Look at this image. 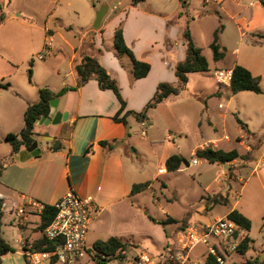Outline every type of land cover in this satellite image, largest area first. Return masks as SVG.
I'll return each instance as SVG.
<instances>
[{"label":"crops","instance_id":"1","mask_svg":"<svg viewBox=\"0 0 264 264\" xmlns=\"http://www.w3.org/2000/svg\"><path fill=\"white\" fill-rule=\"evenodd\" d=\"M204 1V5L218 7L222 15L218 10H214L216 14H220L222 19L225 17L230 23L223 26L220 35V43L225 49V56L217 62L219 65L214 70V83L207 85L202 79L205 77H198L205 75L210 70L189 75L187 88L193 87L195 94L202 97H199V100L207 101L205 108L201 110V118H198L196 123L199 129L207 127L214 132L207 143L195 146L192 152L193 156L197 149L206 146L225 151L233 149L239 151L237 146L233 148L234 146L224 145L225 141L231 143L232 139L226 132L221 134L218 128V117L225 118L228 109L226 106L219 108L222 104H219L218 108L210 107L209 102L217 98H227L230 103L239 94H245V92L234 94L231 91V85L219 84L215 78V71L221 69L233 71L236 65H241L248 69L253 76L260 77L261 88L264 84V4L262 1ZM145 2L138 6H132L130 3L114 17L115 22L109 28L106 27L112 19L108 20L110 15L104 18L101 24L103 27L99 31L92 27L96 9H93L89 14L90 19L86 26H78L81 31L77 34L73 31L74 27L66 25L63 19H56L62 22L61 26L66 31L47 29L43 48L41 51L40 48L36 51V56H34V50L37 48L34 45L22 53L21 61L32 56L39 60V63L30 64L34 67L33 74L36 70L38 73V80L30 85H25L23 81L16 79L19 72L18 65L21 62L18 64L10 58L6 59L4 56H0V85H8V88H0V161H5L11 156L12 148L5 138L8 134L19 133L23 129L25 111L29 104L38 101L40 88L48 87L54 93H58L65 87L76 86L77 76L74 67L83 54L97 57L100 64L118 81L122 97L126 102L124 113L127 111L141 112L152 99L161 82L178 84L176 65L186 56L183 33L187 26V18L191 14L190 10L188 9V16H185L184 19L181 15L183 9L180 0L179 7L171 14L146 8L143 5ZM192 2L193 0L188 1L189 8ZM120 5L119 3L118 6ZM108 7L109 12L117 9V6L110 7L108 5ZM121 23L125 42L134 52L136 59L151 66L149 74L144 78L135 79L130 59L128 57L119 59L116 53L114 34ZM220 24L221 22H216L211 31H194L193 25H189L195 45L202 49L204 56L206 55L209 69L208 54H211L213 59L210 44L213 41L214 32ZM51 54L54 55V61L48 63L46 56ZM64 59L67 63L66 69L62 65ZM262 90L261 94H264V89L262 88ZM230 92L234 94V97L229 96ZM180 95L169 97L161 104L169 102H173V104L182 102L183 104L185 99H178L179 101L176 99L181 98ZM57 99L59 100L57 111L66 113L67 120L61 121L57 125L36 124L35 140L39 141L41 154L38 156L28 154L22 160L20 154L25 152L26 148L22 149L13 156V161L6 164L2 174L0 185V199L4 212L2 233L14 249L13 252L2 257V264H28L23 254L22 240L33 246L44 236V231L40 230L42 213L27 210L23 216H18V208L33 201L44 205H54L69 191H74L82 197H92L99 206V213L93 220L88 235V244L91 249L97 242L106 241L110 237L116 236L132 243L147 239L150 245L159 252V256L162 255L170 242L168 235L172 236V233H176L177 224L170 225V230L166 231L159 224L160 221L152 222L149 213H143L140 209L144 206V202H141L140 198L145 191L156 189L155 181L161 176L166 173H174L168 172L165 168L166 160L174 154L165 153L167 147L164 143L158 140L154 141L148 134L146 137H142L140 134L142 127L135 117L129 116L127 125L114 121L113 117L121 107L120 101L112 90H101L95 79H91L78 90L66 92ZM160 105L149 110L147 124L154 126L155 121H150L151 113L156 112ZM240 108L241 106L238 107V109ZM237 118L246 124L248 131L240 126ZM235 119L244 131V134L236 137L237 145L242 146L247 153L249 152L246 151L247 149L264 145V135L260 136V134L251 131L249 125L240 117L235 116ZM247 119L250 120L248 117ZM136 123H139L140 128L136 127ZM44 127L45 133L41 132L43 131L41 128ZM46 135L53 137V141L43 140ZM225 136H228L229 139H225ZM153 137H155L154 134ZM172 137V134L169 133L167 140H172ZM55 141H59L57 149H54ZM102 141L113 143L114 148L108 150L101 145ZM212 142H215V146L207 145ZM147 143L152 148V153L157 161V170L149 173V176L153 175L152 180H148L149 176L146 177L140 172L136 158L139 154L137 148L145 147ZM130 147H133L132 152L129 151ZM177 148L179 149L177 154L184 157L180 152V144ZM245 152L239 154L246 155ZM256 158L254 150L251 160L238 159L250 161V163L256 162L254 168L256 170L262 165L261 161ZM238 159L226 165L234 164L238 162ZM230 175L231 173L228 176V171H225L216 178V181L224 186H229L230 178L233 177ZM222 176H225L224 180H221ZM147 181L151 183L148 189L135 195L131 194L135 184ZM161 185L164 186V183ZM138 199L139 205L136 203ZM200 201H203V196ZM209 206L199 205L194 212H187L183 218H172L185 221L188 225L206 224L217 218H222L209 219ZM233 210L235 207L223 217H228ZM9 215H14L12 221L9 220L10 218L8 219ZM6 228L13 230L12 236L18 239V247L15 248L7 238ZM251 232L252 226L250 231L239 233L237 237L239 242L245 236H249L252 242L245 255L239 252L232 255L238 258L233 264H245L247 260L261 259L264 244H261L260 249L253 248L255 240L251 236ZM197 248L193 250L192 258L197 264H205L207 257L203 251L197 250ZM141 251L144 250L142 249L138 253ZM19 258H23L25 263H20ZM201 259L204 261L202 262ZM46 262L48 264L62 263L52 260L44 261L42 264H46ZM85 264H92V262L88 260Z\"/></svg>","mask_w":264,"mask_h":264},{"label":"rangeland","instance_id":"2","mask_svg":"<svg viewBox=\"0 0 264 264\" xmlns=\"http://www.w3.org/2000/svg\"><path fill=\"white\" fill-rule=\"evenodd\" d=\"M131 1L0 0V56H4L6 59L10 58V60H14L18 64L21 62L18 65L19 72L16 75V79H20L25 85H30V83L38 80L37 70L33 74L34 67L30 64L34 62L39 63V60L32 56L21 61L22 53L34 45L37 48L34 50V56H36V51L39 48L41 51L43 48L44 40L47 36L45 31L47 29L66 31L61 26L62 22L57 21L58 19H63L66 25L74 27L73 31L77 34L81 31L78 26H86L88 24L90 19L89 14L92 13L93 9H96L97 12L102 5L117 6V9L108 11L106 15V17L110 15L108 20H113L109 21L110 23L106 27L109 28L115 22L114 17L126 8ZM119 3L121 4L120 6H118ZM204 4V0H193L192 5L188 8L191 16L189 15V18H187L186 24L188 26L192 24L194 31H211L216 22H221L220 25L223 26L230 23L225 17L223 19L220 17L222 12L218 7ZM143 5L158 12L171 14L179 7V0H146ZM214 10H218L221 15L216 14ZM96 12L94 16H96ZM183 17L185 19V15ZM102 27L101 25L96 30L99 31ZM208 56L210 72L198 77H205L202 79L207 85H212L214 83V70L219 64L212 59L211 54H208ZM46 59L48 63H53L54 55L46 56ZM62 65L66 69L67 63L65 59ZM29 68L32 70L31 80ZM262 88L264 89V84ZM229 96L234 97V94L230 92ZM179 97L181 98L176 99H185L183 104L182 102L161 104L156 112L151 113L152 118H150V121L154 120L155 124L154 126L147 124L145 130L154 141L158 140L164 143L165 147H167L165 153L171 155L177 154L179 152L177 146L180 144V152L189 161L190 165H184L178 172L166 173L156 180V189L147 190L142 194L140 200L144 202V206L140 209L143 213H149L152 222H161L168 217L183 218L187 212H194L199 205L204 204L209 206L205 200L200 201L202 196L207 197V195L222 194L228 198V203L226 205L219 203L209 206V219L223 217L235 207V209L243 212L251 220V236L255 240L253 248L260 249L261 244H264V145H260L255 149L256 160L261 161L260 163L262 164L256 170L254 169L256 162L250 163V161L240 159L229 166L226 164L209 163L199 158H197L198 163L193 164V149L197 144L207 143V140L213 136L214 132L211 128L207 127L199 129L196 123L197 119L201 118V110L205 108L207 101L199 100L201 96L195 94L193 87L184 90ZM228 100L227 98H217L209 102V106L215 108H218L219 104L226 106L228 109L227 116L225 118L218 117L217 119L219 131L221 134L222 132H226L232 139L231 143L225 141L224 145L234 146L233 148L237 146L238 152L243 154L245 152L243 147L237 145L235 140L236 137L244 134V131L238 125L235 116L240 117L247 123L251 131L260 134V136L264 135V94L258 95L245 92V94H239L230 103ZM239 106H241L240 109H238ZM136 124L138 125L139 123ZM137 125L136 127L140 128ZM37 129L40 130V128ZM41 129H43L41 132L45 133V127ZM169 133L173 136V139L170 141L167 140ZM153 134L155 137H153ZM132 149L133 147H130L129 151L132 152ZM252 149L253 147L246 151H251ZM137 150L139 152L136 156L139 170L144 176L148 177L150 172L157 170L155 155L152 153L149 143L145 147L137 148ZM225 171H228V176L230 173L233 175L230 178L229 186H224L222 183L220 184L216 181V178ZM152 177L153 175H150L148 180H152ZM222 177L221 180H224L225 176ZM163 183L164 186L161 185ZM136 203L137 205L140 204L139 199ZM9 216L8 219L10 218L9 220L12 221L14 215ZM172 227L174 228V226ZM163 228L167 231L168 229L170 230L171 226L165 225ZM12 233V229L6 228V236L16 248L18 247V239L14 238ZM174 236L175 233H172V237H168L169 240L174 239ZM132 245L133 247L127 252L126 259L120 264H134L135 256L142 249L155 257H159V252L150 245L147 239H142L137 243H132ZM197 250L203 251L207 259L210 257L207 255V248L205 246L200 245ZM235 259L238 258L230 256L226 259L225 264H233L236 261ZM18 261L25 263L23 258H19ZM201 261L203 262L204 259H201ZM46 264L48 263L46 262Z\"/></svg>","mask_w":264,"mask_h":264},{"label":"trees","instance_id":"3","mask_svg":"<svg viewBox=\"0 0 264 264\" xmlns=\"http://www.w3.org/2000/svg\"><path fill=\"white\" fill-rule=\"evenodd\" d=\"M146 0H132V6H138L139 4L145 2ZM188 1L189 0H180L182 5L181 15L188 16ZM264 4V0H261ZM69 30L72 28H68ZM223 31V25H220L214 32L213 41L210 44V48L213 53V60L218 62L222 60L225 56V49L222 47L220 43V35ZM183 41L186 46V56L185 59L179 62L176 65V76L178 78V84L174 85L168 82H161L157 90L152 97V99L148 102L146 107L141 112L136 111H127L124 113L126 108V102L122 97L121 89L118 84V81L113 78L108 71L100 64L97 57L83 54L81 55L78 62H76L74 70L77 76V84L74 87H65L60 92L54 93L48 87H42L39 89V98L36 103L29 104L25 114H24V127L19 133H10L6 136L5 141L11 146L12 152L11 156L5 160L0 161V185H1V177L3 171L6 167V164L10 161H13V156L18 154L22 149L27 148L32 145L35 141V126L36 122L39 121L42 117L48 116L50 113V101L55 98H60L66 92L70 90H78L85 84H87L91 79H95L98 81L99 88L101 90H112L120 101L121 107L118 113L113 117V120L116 122H121L125 125L128 124L127 118L129 116H133L139 122L148 121V112L149 110L156 108L158 105L163 103L166 99L172 96L180 95L184 90H186L189 75L192 73H203L208 72L209 62L207 58L204 56L201 48L197 47L192 38L190 28L187 25L185 27L183 33ZM114 47L119 59L123 57H128L132 63V73L135 79H140L146 77L150 70L151 66L148 63L139 61L136 59L134 52L125 42L123 35V27L122 23L117 27L114 34ZM32 72L29 70V76L31 80ZM261 79L260 77H255L252 73L241 65H236L233 69L232 82H231V91L234 94L240 92H253L256 94L263 93L261 88ZM0 88H8V85H0ZM124 115L121 117V115ZM240 126L248 131L246 124H244L239 118H237ZM117 143V141H115ZM101 145L108 150L114 148L113 143H109L106 141H102ZM256 149L254 147L251 151H249L246 155H240L236 149L231 151H225L222 149H213L211 146H206L204 148L197 149L194 158H199L201 160H205L209 163H219V164H227L241 158L243 160H251L252 153ZM189 166V161L179 155L174 154L170 156L165 163V168L168 172L178 171L183 166ZM150 182L137 183L133 186L131 194L135 195L137 193L143 192L149 188ZM208 204H223L226 205L228 203V198L223 195H214L203 197ZM208 206V205H207ZM56 208L53 205H46L45 210L43 211L42 223L40 226V230L45 231V229L51 224L55 215ZM3 217L4 212L2 211V200L0 199V264H2V257L13 252V247L9 244V242L3 237L2 227H3ZM228 218L234 221L239 230L236 233V237H238L241 231H250L252 223L251 220L246 217L243 213L238 210H233L229 213ZM159 224L165 225H173L177 224L176 233L183 230L188 224L185 221H178L172 217H168L166 220L159 222ZM175 233V234H176ZM171 235H168L170 238ZM172 237V236H171ZM252 240L249 236H245L243 240L240 242L237 252L242 255H245L247 251L250 249V243ZM171 241L168 243L167 247H170ZM54 241H51L45 237V235L37 241L33 245V250L35 251H50L54 249ZM133 247L132 243L125 240L122 237H110L106 241L97 242L93 248L91 249V253H93L94 258L97 263L100 264L102 262H108L115 258H123L127 257V252L129 249ZM100 258V259H98ZM205 264H219L216 259L210 256ZM245 264H261L258 260H247Z\"/></svg>","mask_w":264,"mask_h":264},{"label":"built area","instance_id":"4","mask_svg":"<svg viewBox=\"0 0 264 264\" xmlns=\"http://www.w3.org/2000/svg\"><path fill=\"white\" fill-rule=\"evenodd\" d=\"M233 71L221 69L215 71L219 84L231 85ZM220 105L219 108H222ZM141 136L146 137L147 121L140 122ZM225 139H229L225 136ZM212 144H215V142ZM197 158L192 159L196 164ZM57 212L51 224L45 229L44 235L51 241H57L50 251H35L25 240H22V250L28 264H42L44 261L56 260L64 264H85L90 260L98 264L91 253L88 235L91 224L99 213V206L92 197H82L74 191L66 193L60 201L53 205ZM46 205L31 202L18 208L17 215L23 216L27 210L43 213ZM238 225L228 217L217 218L206 224H189L177 232L162 255L155 257L141 251L135 256L134 264H197L192 258V252L198 246L207 248V255L216 259L217 263L225 264L226 259L237 252L240 244L236 237ZM100 259V258H98ZM126 259V258H125ZM125 259L115 258L100 264H120ZM264 264V252L258 260Z\"/></svg>","mask_w":264,"mask_h":264},{"label":"water","instance_id":"5","mask_svg":"<svg viewBox=\"0 0 264 264\" xmlns=\"http://www.w3.org/2000/svg\"><path fill=\"white\" fill-rule=\"evenodd\" d=\"M108 10H109L108 5H102L101 8L96 12L95 21L92 25V27L94 29H99L101 27V24H102L104 18L106 17ZM58 103H59V100L57 98L52 99L50 101L51 109H50L49 115L42 117L39 121L36 122V124L46 123L47 125L48 124L57 125L61 121H66L67 117H68L67 114L62 113L60 111H57ZM53 139L54 138L51 136H44L43 137V140L48 141V142L53 141ZM58 145H59V141H55L54 149H57ZM25 150H26L25 152H22L20 154L22 160H24V158H26L28 154H30L32 156L40 155L41 149L39 148V141L35 140L32 143V145L27 147ZM56 243H57V241L54 242V244H56Z\"/></svg>","mask_w":264,"mask_h":264}]
</instances>
